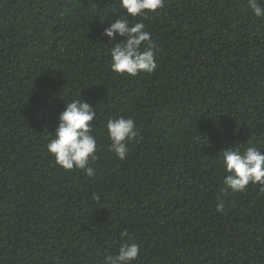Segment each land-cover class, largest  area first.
I'll return each mask as SVG.
<instances>
[{
    "label": "trees",
    "instance_id": "trees-1",
    "mask_svg": "<svg viewBox=\"0 0 264 264\" xmlns=\"http://www.w3.org/2000/svg\"><path fill=\"white\" fill-rule=\"evenodd\" d=\"M125 12L0 0V264H102L124 242L140 245L132 264H264V192H231L220 163L264 151V18L247 0H165L143 20L158 67L133 77L111 71L101 35ZM80 96L97 112L91 178L45 147ZM119 116L137 128L124 160L106 132Z\"/></svg>",
    "mask_w": 264,
    "mask_h": 264
},
{
    "label": "clouds",
    "instance_id": "clouds-1",
    "mask_svg": "<svg viewBox=\"0 0 264 264\" xmlns=\"http://www.w3.org/2000/svg\"><path fill=\"white\" fill-rule=\"evenodd\" d=\"M165 0H119V7L126 12L119 18L110 20L101 35L108 38L113 46L109 49L111 71L128 76L139 73L152 74L158 67L155 56L159 52L158 44L145 30L143 20L148 13L155 12L164 6ZM247 6L257 18H264V7L258 0H247ZM136 17L141 19L133 23ZM117 36L124 39L117 42ZM114 42V43H113ZM97 118L96 109L81 99L65 103L59 114L58 123L52 138L46 144L47 152L54 158L57 166L64 170L73 168L82 170L87 177H94L96 170L90 166L97 160V139L92 134ZM109 151L117 158L124 160L128 153L127 143L137 136L135 120L132 117L119 116L109 118L106 122ZM220 163L224 169L223 184L231 192H243L249 183L259 184L264 192V151L256 146H249L241 151L239 148L223 149ZM92 199H99L93 193ZM225 209L223 200L216 204V211ZM127 237V230L120 233ZM140 245L121 243L117 254H106L102 264H132L138 257Z\"/></svg>",
    "mask_w": 264,
    "mask_h": 264
}]
</instances>
